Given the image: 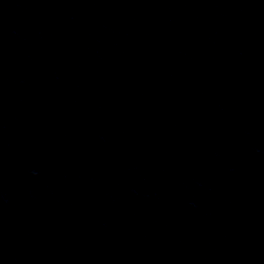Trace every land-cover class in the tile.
Returning <instances> with one entry per match:
<instances>
[{
	"label": "water",
	"instance_id": "water-1",
	"mask_svg": "<svg viewBox=\"0 0 264 264\" xmlns=\"http://www.w3.org/2000/svg\"><path fill=\"white\" fill-rule=\"evenodd\" d=\"M0 264H264V0H0Z\"/></svg>",
	"mask_w": 264,
	"mask_h": 264
}]
</instances>
